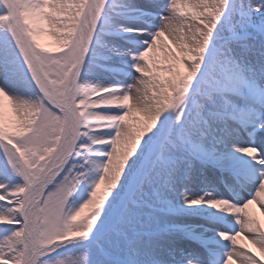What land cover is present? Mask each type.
Returning a JSON list of instances; mask_svg holds the SVG:
<instances>
[{"label": "snow or ice", "instance_id": "1", "mask_svg": "<svg viewBox=\"0 0 264 264\" xmlns=\"http://www.w3.org/2000/svg\"><path fill=\"white\" fill-rule=\"evenodd\" d=\"M0 264H264V0H0Z\"/></svg>", "mask_w": 264, "mask_h": 264}, {"label": "rangeland", "instance_id": "2", "mask_svg": "<svg viewBox=\"0 0 264 264\" xmlns=\"http://www.w3.org/2000/svg\"><path fill=\"white\" fill-rule=\"evenodd\" d=\"M46 39V42H47V38H45Z\"/></svg>", "mask_w": 264, "mask_h": 264}]
</instances>
